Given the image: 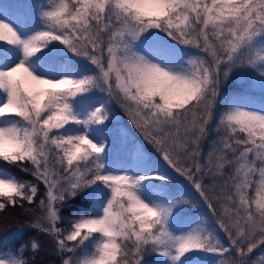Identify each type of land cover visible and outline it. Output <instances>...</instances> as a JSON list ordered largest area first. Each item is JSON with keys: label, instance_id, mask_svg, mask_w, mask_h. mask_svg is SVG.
I'll return each instance as SVG.
<instances>
[{"label": "snow or ice", "instance_id": "1", "mask_svg": "<svg viewBox=\"0 0 264 264\" xmlns=\"http://www.w3.org/2000/svg\"><path fill=\"white\" fill-rule=\"evenodd\" d=\"M41 20L44 30L27 39L0 20V43L21 48L24 57L0 69V119L20 122L0 128V161L29 172L44 186L45 198L36 184L0 179V213L32 214L29 226L51 237L62 264H142L152 252L176 262L192 251L214 252L222 264H248L249 254L264 244V114L240 109L227 114L212 150L205 155L202 146L229 72L264 61L244 54L264 38V0H49ZM151 30L203 55L180 71L152 63L136 50ZM52 42L86 58L97 75L47 79L34 74L27 60ZM93 90L119 105L169 167L192 183L229 247H217L197 231L170 233L171 209L150 206L139 194L144 182L165 177L103 174L107 144L95 143L89 133L105 124L108 112L101 106L83 116L74 107L78 97ZM69 125L84 132L63 135ZM97 182L111 190L102 217L83 219L71 230L59 227L62 203ZM94 235L100 241L91 258L76 261L67 255ZM32 249L37 251L36 242ZM232 249L235 259L227 255Z\"/></svg>", "mask_w": 264, "mask_h": 264}, {"label": "trees", "instance_id": "2", "mask_svg": "<svg viewBox=\"0 0 264 264\" xmlns=\"http://www.w3.org/2000/svg\"><path fill=\"white\" fill-rule=\"evenodd\" d=\"M37 5L32 3L31 10L27 2L22 0H0V16L12 18L20 29L30 23L36 29L44 30V23L41 20V12ZM34 15L31 19L29 15ZM147 33L136 43V50L140 55L148 54L155 58L162 65L169 68L183 70L188 67V62L202 56L203 54L191 47L185 57H170L171 51L154 39L145 43ZM162 36H166L160 32ZM64 46V45H63ZM50 44L42 49L40 53L27 60L28 66L37 72H45L48 75L57 74L61 70L75 74V79L86 76L97 75V69L86 58L74 55L65 46L60 53H50ZM142 52V53H141ZM249 52L255 55L264 56V38L259 39ZM18 56L16 46H0V65L7 64ZM24 59V58H23ZM50 65H52L50 70ZM264 71V61H258L255 68L241 66L232 68L228 78L220 88L213 107V117L210 121L208 135L203 141L202 150L206 155L220 139L221 133L218 126L222 118L233 112L234 107L250 105L264 107V77L260 72ZM86 97V99L84 98ZM3 96L0 95V102ZM103 106L108 112V119L102 127H96L89 133L90 138L97 144H107L104 154L103 174H128L133 177L163 176L164 180L146 181L141 185V198L152 206L159 205L170 208L171 213L167 221V228L173 236L187 235L197 231L201 236H209L217 241V247H229V240L226 234L219 228L216 219L208 206L196 191L192 183L179 175L174 169L163 160L160 153L148 144L137 132L129 117L123 109L115 102H109L105 93L93 90L83 97H78L74 103L75 110L83 116L96 107ZM11 126H20L17 118L7 117L0 119ZM84 132L83 128L69 125L63 130V135H77ZM10 175L11 180L18 183L29 182L36 184L38 195L45 198L44 186L25 171H21L15 165L0 161V173ZM258 182V174H257ZM255 196V191L252 192ZM111 198V190L102 182H97L91 187L80 191L77 195L66 199L59 208V227L72 229L74 222L79 218L95 216L98 212L96 205L101 201H108ZM220 212L224 209L220 208ZM34 222L32 214L23 209L7 210L0 213V258L7 264H14L15 261L25 259L27 264H62V257L55 250V243L51 237L29 225ZM100 241L98 235L92 236L78 247L73 255L76 261H83L95 254L96 247ZM32 242L38 244L37 251L33 252ZM22 250V251H21ZM201 251L186 253L179 261L173 262L167 257L152 252L145 255L142 264H203L205 261L199 257ZM230 258H236L235 249H232ZM248 264H264V244L257 247L248 256Z\"/></svg>", "mask_w": 264, "mask_h": 264}, {"label": "rangeland", "instance_id": "3", "mask_svg": "<svg viewBox=\"0 0 264 264\" xmlns=\"http://www.w3.org/2000/svg\"><path fill=\"white\" fill-rule=\"evenodd\" d=\"M27 2L29 9L31 10L32 8V3L37 5L38 3V7L37 9L39 10V12H42L44 10H48L49 7V0H22ZM31 19L34 18V15H29ZM0 20H3L5 22H8L18 33V35L20 36L21 39H27L28 37L36 34L38 31H41V29H36V27H32V25L30 23H28L24 29H20L19 27H17V25L15 24V21H13L12 18H8V17H1L0 16ZM146 38H145V43L149 42L151 39H154L155 42L157 41L158 43H162L163 46L167 47V44L170 47V57L175 59L176 56H180V57H185V55L188 53V51L190 50L189 47H185L182 46L180 44H178L177 42H175L174 40H171L167 35L166 36H162L160 34L159 31L156 30H151L146 34ZM0 46H7V44H3L0 43ZM10 46V45H9ZM17 47V46H16ZM168 48V47H167ZM18 49V56L16 58H14L12 61L7 62V64L4 65H0V69H7L10 67L15 66L17 63H19L24 57H23V52L22 49L17 47ZM64 46L62 44H60L59 42H52L50 43V48L49 51L50 53H60L61 51H63ZM142 53V52H141ZM142 55L145 56L146 59H148L149 61H151L152 63H157L162 67L165 68H169L166 65H162L158 62V60H156L155 58L150 57L148 54H144L142 53ZM26 66L30 68L31 71H33L34 74L42 77V78H47V79H60V78H73L75 79V74H71L68 72H65L63 70H61L60 72H58L57 74H53L51 73V75H48L45 72H37L36 70H34L33 68H31L30 66H28V64L26 63ZM175 71H180L177 68H172ZM86 99V97H84ZM0 103H3V101H1ZM240 109V110H246V111H251V112H257L260 114H264V107L260 108V107H255V106H250V105H242V106H236L234 107L233 111ZM12 127L11 125H9L8 123L4 122V121H0V128H9ZM0 179H7V180H11L10 175L5 174V173H0ZM148 203V202H147ZM151 203V202H150ZM150 203H148L150 206H152ZM107 205V201H101L100 204L96 205V209H98V212L95 216H90V217H86V218H79V220H77L75 223L80 222L83 219H98L101 218L103 215V209L106 207ZM161 205V204H159ZM199 257H201L205 263L203 264H222V260L223 258L220 255H217L214 252H208V251H201L199 254ZM228 257H230V254H227ZM0 260H3L2 258H0ZM177 264H181L179 262H177Z\"/></svg>", "mask_w": 264, "mask_h": 264}]
</instances>
